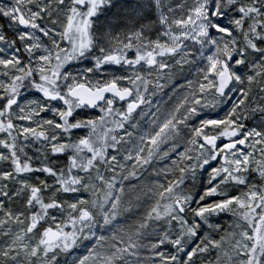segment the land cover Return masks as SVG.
Wrapping results in <instances>:
<instances>
[{"label": "snow or ice", "instance_id": "1", "mask_svg": "<svg viewBox=\"0 0 264 264\" xmlns=\"http://www.w3.org/2000/svg\"><path fill=\"white\" fill-rule=\"evenodd\" d=\"M0 264H264V0H0Z\"/></svg>", "mask_w": 264, "mask_h": 264}]
</instances>
